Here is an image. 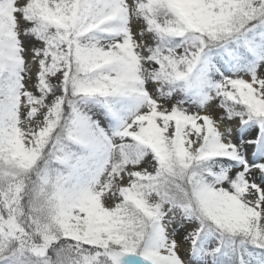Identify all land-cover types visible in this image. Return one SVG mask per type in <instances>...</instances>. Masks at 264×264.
<instances>
[{
    "label": "snow or ice",
    "instance_id": "obj_1",
    "mask_svg": "<svg viewBox=\"0 0 264 264\" xmlns=\"http://www.w3.org/2000/svg\"><path fill=\"white\" fill-rule=\"evenodd\" d=\"M0 264H264V0H0Z\"/></svg>",
    "mask_w": 264,
    "mask_h": 264
}]
</instances>
